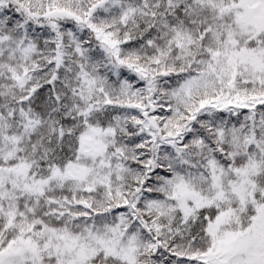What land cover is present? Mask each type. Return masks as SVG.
Segmentation results:
<instances>
[{"label":"snow or ice","instance_id":"snow-or-ice-1","mask_svg":"<svg viewBox=\"0 0 264 264\" xmlns=\"http://www.w3.org/2000/svg\"><path fill=\"white\" fill-rule=\"evenodd\" d=\"M0 264H264V0H0Z\"/></svg>","mask_w":264,"mask_h":264}]
</instances>
